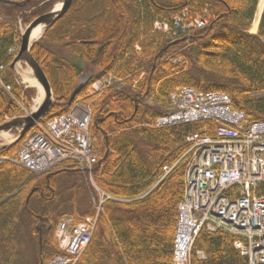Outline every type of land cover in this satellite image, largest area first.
I'll list each match as a JSON object with an SVG mask.
<instances>
[{
    "label": "trees",
    "instance_id": "obj_1",
    "mask_svg": "<svg viewBox=\"0 0 264 264\" xmlns=\"http://www.w3.org/2000/svg\"><path fill=\"white\" fill-rule=\"evenodd\" d=\"M0 1L4 7L10 5L8 11L18 9L16 3L27 2ZM258 2L74 0L68 12L33 46L32 54L57 98L46 120L69 111V99L83 75L94 76L76 100L85 97L90 85L102 77L122 81L87 99L92 101L94 113L91 132L97 139L95 150L103 158L93 179L107 193L131 202L106 203L92 242L77 264H173L185 162L147 192L162 176V168L174 165L185 154L186 136L201 132L208 123L157 128L155 121L167 112L171 93L187 86L224 91L233 97L237 109L253 120H264V96H257L264 94V13L258 35L248 33ZM30 4L36 7L40 0H29L26 7ZM51 6V1L45 3L32 16L50 12ZM184 10L194 17L210 18L209 25L176 38L154 30L156 22L171 23ZM31 20L28 18L27 24ZM0 34V64L7 65L12 60L9 49L20 42L15 21H0ZM7 82L11 84L9 79ZM146 97L152 98L154 106L143 102ZM13 106L0 91V108H9L7 112L12 113ZM16 151L6 148L0 155L10 157ZM93 197L88 175L75 162L41 176L11 162L2 163L0 264H19L16 256L23 261L29 257L26 264H46L59 255L55 237L58 222L67 216H93ZM165 206L170 208V216L159 218ZM151 215L155 216L152 222ZM118 223L135 230L140 238H145L142 234L148 230L159 240L161 230L156 226L163 224L167 239L149 252L117 233ZM235 241L223 231H203L196 241L192 264H247ZM198 251L205 253V260L197 257Z\"/></svg>",
    "mask_w": 264,
    "mask_h": 264
},
{
    "label": "built area",
    "instance_id": "obj_2",
    "mask_svg": "<svg viewBox=\"0 0 264 264\" xmlns=\"http://www.w3.org/2000/svg\"><path fill=\"white\" fill-rule=\"evenodd\" d=\"M5 70L6 66L0 64V90L11 94ZM177 104L181 112L160 119L159 124L205 118L215 120L220 128L216 137L193 133L187 138L189 162L184 177L185 200L179 206L176 258L183 261L187 257L192 241L188 231L220 219L222 223L230 221L233 230L240 228L249 237L245 254L249 255L250 264H264V121L249 124L242 113L231 110L226 95L184 91ZM69 115L39 126L20 150L22 164L36 172L65 160L78 161L89 169L97 164L87 127L88 115L83 119ZM225 191L229 193L224 194ZM94 225L92 218L79 224L72 220L60 222V245L70 256L57 257L50 264H74L91 240Z\"/></svg>",
    "mask_w": 264,
    "mask_h": 264
},
{
    "label": "rangeland",
    "instance_id": "obj_3",
    "mask_svg": "<svg viewBox=\"0 0 264 264\" xmlns=\"http://www.w3.org/2000/svg\"><path fill=\"white\" fill-rule=\"evenodd\" d=\"M27 1H29V0H27ZM42 1L40 0V4L36 7H33L32 6L33 4H30L27 7H26V5L23 7H17L18 9H16V10H10L9 9V11H8V8L10 7V5L5 6V7L0 5V21H2V22L3 21L10 22V20L15 21V29H16L17 33L19 35H21L25 31L27 26L29 25V24H27L28 18L34 20L37 17V16H34V17L32 16V13L35 12L36 9L45 5V3H48L51 1V3H52V6H51L52 10L51 11L57 10L58 9L57 7L60 6L62 0H42ZM117 24H118V21H115V25H117ZM155 29H156L155 30L156 32L159 31L157 28H155ZM43 33H44V30H43ZM17 45H19L18 42H17V44H14V46H17ZM18 72H19V74H22L23 77L21 75L17 74L16 72H13L12 70L8 71V79L10 80L11 84L13 85V95L7 96V100L12 101V103H14L17 106V107L13 106V108L11 110L12 113L14 111H17V112H14V114H12V113L7 112L9 108L8 109L0 108V111H1L0 122H1V120H5L6 117H8L10 120V118H13V117H21L23 115L27 116L30 113H32L33 111H35L36 101L39 97V93H38V90H36L34 88V86L30 85V83L28 82L29 80H28L27 74L31 73V69L26 64H20V66L18 65ZM88 77H89L88 75L83 77L82 82H85L88 79ZM112 82L114 85H116V84L119 85V83H120V82H117L116 80H112ZM103 83L104 82H102V84H100V87L103 86ZM15 85L19 88V90L16 89ZM258 96H264V94H259ZM86 99H87V96L80 97L78 99V104L87 106L90 103V101L88 102V100H86ZM143 102L148 104V105H152V101L150 98H147V97L144 98ZM93 115H94V113H93ZM92 121H93V117H92ZM91 134H92V132H91ZM4 137H5V141H0V145H2V146L3 145H10L15 140V138L17 137V133L15 132V133L4 134ZM93 137L94 136L92 134V142L94 141ZM21 144H22V142L20 144H17L13 148L17 149V151H18V148L20 147ZM17 151L14 153V155H11L9 158L10 159L15 158L17 155ZM160 211H161V213H160V216H158L159 218L166 219L167 217L170 216V208L168 206H165ZM153 217H155V216L151 215V218H152V219H150L151 222L153 220ZM161 225H163V224H161ZM161 225L157 224V226H156V228H159L158 230H161V232H160V234L162 235L160 238L161 240H159L156 236H154V234L151 231H148V230L142 234V235H145L144 236L145 238H140L139 237L140 235H138L135 230L131 231V229H128V227L123 223H118L117 227L114 230L119 234L123 233V235H125V237L128 236V239L126 237V241H129L131 244H134L138 248L143 247V248L147 249L149 252H152V249L155 250V247H156V249H158L159 247L162 246V244H164V242L167 239V236L163 231L164 226H161ZM151 230H153V229H151ZM130 243H129V245H130ZM29 247H31V244H29ZM23 252H25V251H23ZM17 253H21V250L17 251ZM140 258H141V254L138 253V259H140ZM16 259H17V262L19 264H26L24 262L29 261L30 258L27 257L23 261V259L21 260V258L16 256Z\"/></svg>",
    "mask_w": 264,
    "mask_h": 264
},
{
    "label": "water",
    "instance_id": "obj_4",
    "mask_svg": "<svg viewBox=\"0 0 264 264\" xmlns=\"http://www.w3.org/2000/svg\"><path fill=\"white\" fill-rule=\"evenodd\" d=\"M62 1L63 4L60 11L52 12L50 14L37 18L27 28L25 33L22 35L20 52L13 63V66H15L19 62L25 61L32 68L35 79L43 87L45 93L42 104L40 105L39 109L31 116L15 119L11 122H7L0 126V134L2 132H6L12 129H19L20 134L17 139V142L25 137V135L35 125L36 122L42 120L44 117L47 116V114L51 111L54 104V98H53L54 95L51 85L48 81V78L31 53V46H32L31 39H32V34L36 28H38L39 26H45L46 28H49L53 24H55L60 18H62L71 7L74 0H62ZM84 86H85L84 84H81L74 91V93L71 96L70 102L74 101L75 97L84 88Z\"/></svg>",
    "mask_w": 264,
    "mask_h": 264
},
{
    "label": "bare ground",
    "instance_id": "obj_5",
    "mask_svg": "<svg viewBox=\"0 0 264 264\" xmlns=\"http://www.w3.org/2000/svg\"><path fill=\"white\" fill-rule=\"evenodd\" d=\"M263 4H264V0H261L260 7H259V12H261V10L263 8ZM60 7H61V5L58 6L57 8L60 9ZM186 12H187V10H184V11H182L181 14L173 17L170 24L175 25V26L184 25L185 19H186ZM258 20H259V16L257 17V22H258ZM257 22H256L255 26L257 25ZM163 23H169V22H156L155 25H154V30H155V27L157 25H162ZM42 33H43L42 28L36 29L34 31L33 35H32V40L34 41V40H37L38 38H40ZM30 82L32 83L33 86L37 87V89H38L39 97H38V99L36 101V104L38 105L42 101V99L44 97V91H43L42 87L40 85H38L37 82L32 81V80ZM62 115H64L63 112L56 113L55 117L49 119V121H53V120H55L56 118H58V117H60ZM65 116H68V114H65ZM69 117H72V116L69 115ZM76 131H77V129H76ZM93 157L96 158L97 163L102 164L103 158L100 155H96V154L93 153ZM228 193H229V191H225L224 192V194H228ZM122 202L123 203H128V202H131V201L123 199Z\"/></svg>",
    "mask_w": 264,
    "mask_h": 264
},
{
    "label": "crops",
    "instance_id": "obj_6",
    "mask_svg": "<svg viewBox=\"0 0 264 264\" xmlns=\"http://www.w3.org/2000/svg\"><path fill=\"white\" fill-rule=\"evenodd\" d=\"M257 26H258V23H257V25H256V26H254V31H256V30H257Z\"/></svg>",
    "mask_w": 264,
    "mask_h": 264
}]
</instances>
